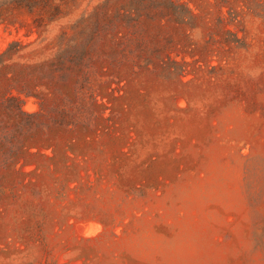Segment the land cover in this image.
I'll use <instances>...</instances> for the list:
<instances>
[{
    "label": "rangeland",
    "instance_id": "1",
    "mask_svg": "<svg viewBox=\"0 0 264 264\" xmlns=\"http://www.w3.org/2000/svg\"><path fill=\"white\" fill-rule=\"evenodd\" d=\"M0 264H264V0H0Z\"/></svg>",
    "mask_w": 264,
    "mask_h": 264
}]
</instances>
